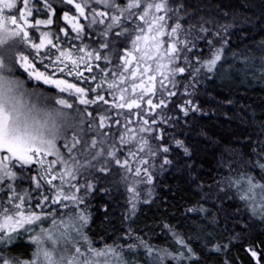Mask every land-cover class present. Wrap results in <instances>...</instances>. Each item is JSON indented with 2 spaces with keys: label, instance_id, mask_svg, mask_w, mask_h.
I'll list each match as a JSON object with an SVG mask.
<instances>
[{
  "label": "snow or ice",
  "instance_id": "snow-or-ice-1",
  "mask_svg": "<svg viewBox=\"0 0 264 264\" xmlns=\"http://www.w3.org/2000/svg\"><path fill=\"white\" fill-rule=\"evenodd\" d=\"M228 15L211 0H0V264H237L232 241L264 231V132L222 149L209 177L185 133L200 76L223 64ZM258 51L233 56L264 76ZM169 173L195 192L181 197L186 230L158 221L171 246L132 227L138 244L94 245L90 200L108 211L122 190L132 220ZM140 246L146 259L126 258ZM246 251L264 264V240Z\"/></svg>",
  "mask_w": 264,
  "mask_h": 264
},
{
  "label": "trees",
  "instance_id": "trees-1",
  "mask_svg": "<svg viewBox=\"0 0 264 264\" xmlns=\"http://www.w3.org/2000/svg\"><path fill=\"white\" fill-rule=\"evenodd\" d=\"M211 3L219 4L229 14L227 20L221 18L220 22L230 23L232 27L227 33L230 43L223 64L214 71L205 70V74L199 78L196 99L202 111L189 115L190 126L185 129L189 144L195 146L192 159L198 166H203L200 172L202 177H209L214 172L213 165L222 149L231 147L240 150L246 138L255 142L258 136L254 133L264 132V76L261 75L259 63L245 65L241 56H233V53L260 56L258 50L264 45V0H211ZM32 83L45 88L54 87L43 85L41 81L33 80ZM205 183H211V180L205 179ZM157 193L158 198L153 197L151 201L146 195L142 198L137 215L132 220L125 219V212L121 208V205L127 207V193L122 190L112 197V207L108 211L95 206L100 201L90 200L92 219L84 231L98 247L104 244H138L135 238L129 239L124 235L128 227L134 228L157 247L171 246L172 237L167 230H162V225L158 226V221L163 217L168 223L177 225L178 230H186L181 219L185 207L181 197L184 200L189 197L194 199L195 192L189 190L183 176L169 173L160 180ZM165 195L170 205L167 209L161 203ZM104 200L106 202L107 198ZM229 207L235 209L242 206L232 203ZM240 231L237 228V232ZM224 235L227 236V233ZM261 240H264V231L260 225H255L245 235L232 241L229 255L236 257L237 264H255L246 251V245L255 243L259 247ZM16 251H30V248L20 241ZM124 251L129 260L133 255L146 259L142 246Z\"/></svg>",
  "mask_w": 264,
  "mask_h": 264
},
{
  "label": "rangeland",
  "instance_id": "rangeland-1",
  "mask_svg": "<svg viewBox=\"0 0 264 264\" xmlns=\"http://www.w3.org/2000/svg\"><path fill=\"white\" fill-rule=\"evenodd\" d=\"M21 72L23 73V70H22V69H21ZM23 75H25V74L23 73ZM32 84H33V83L31 82V84H29V86L31 87ZM206 144L209 145V142H207ZM204 148H205V147H204ZM21 242L26 243V241H21ZM97 247H98V246H97Z\"/></svg>",
  "mask_w": 264,
  "mask_h": 264
}]
</instances>
